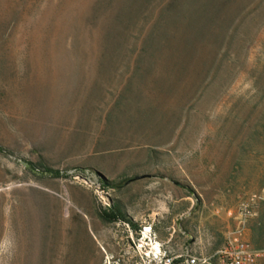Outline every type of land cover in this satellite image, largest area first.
<instances>
[{"label":"rangeland","instance_id":"374dc122","mask_svg":"<svg viewBox=\"0 0 264 264\" xmlns=\"http://www.w3.org/2000/svg\"><path fill=\"white\" fill-rule=\"evenodd\" d=\"M161 1L0 0V264H150V228L207 250L226 208L264 247V0Z\"/></svg>","mask_w":264,"mask_h":264},{"label":"built area","instance_id":"2783aa9c","mask_svg":"<svg viewBox=\"0 0 264 264\" xmlns=\"http://www.w3.org/2000/svg\"><path fill=\"white\" fill-rule=\"evenodd\" d=\"M246 211L241 210L244 214ZM241 212L236 216L230 208L224 209V214L235 222L226 230L222 241L207 250L194 246L193 241H185L174 251L166 242H159L149 226L148 237L144 239L141 236L133 247L150 264H264V247L256 246L246 238ZM144 228L139 231L140 235ZM141 240L144 244L140 247Z\"/></svg>","mask_w":264,"mask_h":264},{"label":"trees","instance_id":"16d2710c","mask_svg":"<svg viewBox=\"0 0 264 264\" xmlns=\"http://www.w3.org/2000/svg\"><path fill=\"white\" fill-rule=\"evenodd\" d=\"M141 1L142 0H133L129 6L130 10L128 12H133L136 9L135 4L137 5ZM227 1L229 0H162L157 7V11H152L150 15L153 24L155 20L161 18L166 19L168 23L186 19L191 26L194 21L200 22L204 17H206L207 20V16H209V18L215 16L219 8L228 3ZM194 5H197L195 9L192 8ZM29 165L33 166L31 163H29ZM43 170L53 176H58L57 170L48 167H45ZM123 218L124 217L118 209H112V214L107 215V219L113 221ZM130 224L134 226L133 223L130 222Z\"/></svg>","mask_w":264,"mask_h":264},{"label":"bare ground","instance_id":"6f19581e","mask_svg":"<svg viewBox=\"0 0 264 264\" xmlns=\"http://www.w3.org/2000/svg\"><path fill=\"white\" fill-rule=\"evenodd\" d=\"M147 231V230H146ZM144 237L147 238V232L144 233ZM142 246V245H141ZM57 248V247H56ZM51 259V258H50Z\"/></svg>","mask_w":264,"mask_h":264},{"label":"flooded vegetation","instance_id":"af4514ba","mask_svg":"<svg viewBox=\"0 0 264 264\" xmlns=\"http://www.w3.org/2000/svg\"><path fill=\"white\" fill-rule=\"evenodd\" d=\"M113 209V208H112ZM113 221V220H112Z\"/></svg>","mask_w":264,"mask_h":264}]
</instances>
